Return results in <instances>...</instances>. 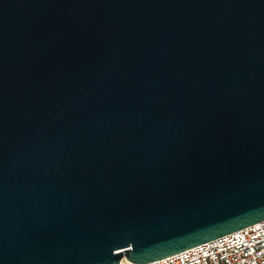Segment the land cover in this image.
Masks as SVG:
<instances>
[{
  "label": "water",
  "instance_id": "water-1",
  "mask_svg": "<svg viewBox=\"0 0 264 264\" xmlns=\"http://www.w3.org/2000/svg\"><path fill=\"white\" fill-rule=\"evenodd\" d=\"M264 221V0H0V264H146Z\"/></svg>",
  "mask_w": 264,
  "mask_h": 264
},
{
  "label": "built area",
  "instance_id": "built-area-1",
  "mask_svg": "<svg viewBox=\"0 0 264 264\" xmlns=\"http://www.w3.org/2000/svg\"><path fill=\"white\" fill-rule=\"evenodd\" d=\"M146 264H264V221Z\"/></svg>",
  "mask_w": 264,
  "mask_h": 264
},
{
  "label": "bare ground",
  "instance_id": "bare-ground-1",
  "mask_svg": "<svg viewBox=\"0 0 264 264\" xmlns=\"http://www.w3.org/2000/svg\"><path fill=\"white\" fill-rule=\"evenodd\" d=\"M124 261H125V260H122V261L120 262V264H121V263H124Z\"/></svg>",
  "mask_w": 264,
  "mask_h": 264
}]
</instances>
